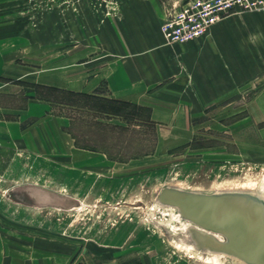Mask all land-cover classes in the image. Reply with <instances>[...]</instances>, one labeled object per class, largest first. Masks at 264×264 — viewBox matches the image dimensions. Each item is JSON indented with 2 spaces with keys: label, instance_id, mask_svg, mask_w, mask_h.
Returning <instances> with one entry per match:
<instances>
[{
  "label": "rangeland",
  "instance_id": "374dc122",
  "mask_svg": "<svg viewBox=\"0 0 264 264\" xmlns=\"http://www.w3.org/2000/svg\"><path fill=\"white\" fill-rule=\"evenodd\" d=\"M145 1L0 0V51L17 53L28 66L37 54L98 51L102 30L127 21ZM188 1L158 0L162 23ZM258 5L229 13L250 50L249 78L192 118V133L171 144L143 122L145 111L131 121L60 103L70 91L35 87L28 74L27 95L49 108L38 119L28 116L25 145L0 129V263L229 264L185 250L178 231L185 221L156 195L166 186L211 194L263 182L264 3ZM56 117L75 149L59 147Z\"/></svg>",
  "mask_w": 264,
  "mask_h": 264
},
{
  "label": "crops",
  "instance_id": "0c3cea01",
  "mask_svg": "<svg viewBox=\"0 0 264 264\" xmlns=\"http://www.w3.org/2000/svg\"><path fill=\"white\" fill-rule=\"evenodd\" d=\"M145 2L140 11L130 10L127 21H115L114 27L102 30L104 44L98 51L85 46L81 53L72 47L54 51L45 59L37 54L34 66L22 60L21 64L17 53L0 51V129L5 138L25 145L28 116L38 119L49 108L44 100L27 95L24 78L28 74L41 89L97 94L147 108L156 133L164 135L161 140L169 144L186 139L192 133V118L201 116L204 108L224 99L249 78L250 50L243 44L238 17L228 14L202 37L168 45L160 32L158 0ZM146 10L152 14L149 20L138 14ZM12 99L18 105H11ZM62 120L56 117L53 121L58 145L75 149L71 135L61 129Z\"/></svg>",
  "mask_w": 264,
  "mask_h": 264
},
{
  "label": "water",
  "instance_id": "95a60500",
  "mask_svg": "<svg viewBox=\"0 0 264 264\" xmlns=\"http://www.w3.org/2000/svg\"><path fill=\"white\" fill-rule=\"evenodd\" d=\"M156 201L189 223L187 241L243 264H264V200L241 192L203 194L166 186Z\"/></svg>",
  "mask_w": 264,
  "mask_h": 264
},
{
  "label": "built area",
  "instance_id": "2783aa9c",
  "mask_svg": "<svg viewBox=\"0 0 264 264\" xmlns=\"http://www.w3.org/2000/svg\"><path fill=\"white\" fill-rule=\"evenodd\" d=\"M263 1L189 0L162 23L160 31L166 44H181L202 37L224 16L235 10L255 9Z\"/></svg>",
  "mask_w": 264,
  "mask_h": 264
},
{
  "label": "trees",
  "instance_id": "16d2710c",
  "mask_svg": "<svg viewBox=\"0 0 264 264\" xmlns=\"http://www.w3.org/2000/svg\"><path fill=\"white\" fill-rule=\"evenodd\" d=\"M55 90V89H50ZM63 93V92H62ZM64 95L68 97V102L64 100L60 103H66L69 105H77L82 103V106H86L89 109L95 110L97 113H102L107 116H117L126 120H133L139 117L138 112L145 111L147 114L144 117L146 122L153 130H155V123L150 119L149 110L147 108L128 103L123 101L111 100L105 97H101L97 94L88 95L74 92H65Z\"/></svg>",
  "mask_w": 264,
  "mask_h": 264
},
{
  "label": "bare ground",
  "instance_id": "6f19581e",
  "mask_svg": "<svg viewBox=\"0 0 264 264\" xmlns=\"http://www.w3.org/2000/svg\"><path fill=\"white\" fill-rule=\"evenodd\" d=\"M175 187L184 190L183 188H181L179 186H175ZM185 191H188V190H185ZM228 191L246 193V194H249V195H252V196H257V197H259V198L264 200V180H263V182L259 183L257 188H254V189L232 188V189H228ZM193 192H198V191H193ZM199 193H201V192H199ZM164 209L173 211L174 215L177 214L176 210L171 208V207H166L165 206ZM70 210H72V209H70ZM188 225H189V223L181 221V226L178 227V231L180 233H182V236H181L182 240L186 244V246L183 247L185 250L190 251V252L196 254L197 256H199L201 258H204L206 260H209V261H213V260L219 259L221 261L228 262L229 264H243L241 261H239L238 259H236L234 257H229V256H226L225 254H222V253H216L215 251H209V250L208 251H201V250H198L197 248L193 247V245L190 242L187 241V239H188V237H187V233H188L187 227H188ZM203 252L206 253V254L204 255Z\"/></svg>",
  "mask_w": 264,
  "mask_h": 264
}]
</instances>
